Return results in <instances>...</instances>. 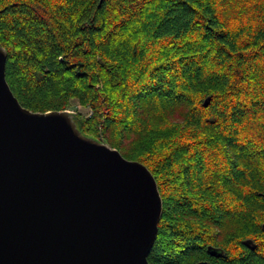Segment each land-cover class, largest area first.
<instances>
[{
	"label": "trees",
	"instance_id": "trees-1",
	"mask_svg": "<svg viewBox=\"0 0 264 264\" xmlns=\"http://www.w3.org/2000/svg\"><path fill=\"white\" fill-rule=\"evenodd\" d=\"M0 45L23 107L150 170V264H264V0H0Z\"/></svg>",
	"mask_w": 264,
	"mask_h": 264
},
{
	"label": "water",
	"instance_id": "water-1",
	"mask_svg": "<svg viewBox=\"0 0 264 264\" xmlns=\"http://www.w3.org/2000/svg\"><path fill=\"white\" fill-rule=\"evenodd\" d=\"M6 59L0 45V264H150L162 215L150 170L84 134L69 109L23 107Z\"/></svg>",
	"mask_w": 264,
	"mask_h": 264
},
{
	"label": "rangeland",
	"instance_id": "rangeland-1",
	"mask_svg": "<svg viewBox=\"0 0 264 264\" xmlns=\"http://www.w3.org/2000/svg\"><path fill=\"white\" fill-rule=\"evenodd\" d=\"M69 110L73 113H80L82 114L83 116H87L89 115V108L88 107H83L81 105H79L78 103H74L70 108Z\"/></svg>",
	"mask_w": 264,
	"mask_h": 264
},
{
	"label": "flooded vegetation",
	"instance_id": "flooded-vegetation-1",
	"mask_svg": "<svg viewBox=\"0 0 264 264\" xmlns=\"http://www.w3.org/2000/svg\"><path fill=\"white\" fill-rule=\"evenodd\" d=\"M210 262V261H209ZM211 263V262H210ZM211 264H213V263H211Z\"/></svg>",
	"mask_w": 264,
	"mask_h": 264
}]
</instances>
